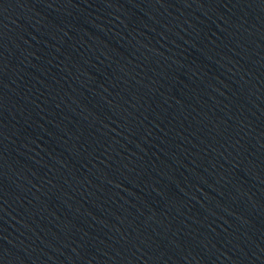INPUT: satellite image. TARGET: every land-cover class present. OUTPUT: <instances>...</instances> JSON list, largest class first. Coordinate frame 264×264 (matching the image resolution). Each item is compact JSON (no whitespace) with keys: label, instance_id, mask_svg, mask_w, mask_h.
Wrapping results in <instances>:
<instances>
[{"label":"water","instance_id":"water-1","mask_svg":"<svg viewBox=\"0 0 264 264\" xmlns=\"http://www.w3.org/2000/svg\"><path fill=\"white\" fill-rule=\"evenodd\" d=\"M0 264H264V0H0Z\"/></svg>","mask_w":264,"mask_h":264}]
</instances>
